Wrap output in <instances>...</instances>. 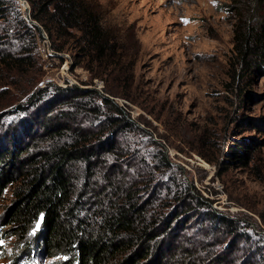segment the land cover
<instances>
[{
  "label": "trees",
  "instance_id": "16d2710c",
  "mask_svg": "<svg viewBox=\"0 0 264 264\" xmlns=\"http://www.w3.org/2000/svg\"><path fill=\"white\" fill-rule=\"evenodd\" d=\"M29 1L55 50H65L72 40L75 65L100 77L118 71L116 42L89 1ZM232 2L237 65L232 81L239 82L252 72L264 73V0ZM10 43L14 48L7 47ZM2 46L0 67L10 77L25 74L36 42L13 0H0ZM259 120L264 122V116ZM143 130L108 95L78 84L48 81L14 109L0 112V197L10 192L2 211L4 234L25 242L34 230L37 249L57 264H264L258 258L264 253L259 240L251 242L257 248L242 250L238 261L230 259L239 242L251 241L248 226L239 217L215 212L212 200L193 193V186L174 181L177 190L160 195L165 186L159 170L170 164L162 148L158 168L149 166L137 179L127 177L123 159L133 163L145 152L132 149L135 141L127 148L121 141ZM254 146L253 137L235 143L227 150L228 162L247 164ZM125 149L134 155L128 157ZM197 215L209 221L205 231L213 238L187 243L183 232Z\"/></svg>",
  "mask_w": 264,
  "mask_h": 264
},
{
  "label": "rangeland",
  "instance_id": "374dc122",
  "mask_svg": "<svg viewBox=\"0 0 264 264\" xmlns=\"http://www.w3.org/2000/svg\"><path fill=\"white\" fill-rule=\"evenodd\" d=\"M87 1L98 9L116 42L118 71L100 77L82 64L75 65V43L71 40L65 50H55L45 27L33 18L30 1L13 0L34 32L36 52L24 65L25 74L10 77L0 67V112L14 109L48 81L78 84L108 95L144 129L137 137L129 134L121 141L125 148L135 141L132 149L145 152L133 163L131 158L123 159L127 177L137 179L149 166L158 168L156 157L161 151L157 150L162 148L170 164L159 170L164 171L165 186L160 195L172 194L177 190L174 181L181 182L182 187L193 186V193L211 199L215 212L244 220L251 241L237 244L230 259L238 261L242 250L259 246L251 242H264V122H259L264 116V73L252 72L251 78L232 81L237 66L232 55L235 4L232 0ZM261 64L264 70V61ZM106 85L117 93L108 94ZM252 137L250 161L243 164L231 158L228 162L227 150ZM125 150L128 157L134 155L133 150ZM140 166L145 169L137 170ZM9 199V191L0 197V264H57L56 258L37 249L34 230L25 242L4 234L2 211ZM208 227L209 221L203 223L197 215L183 232L185 241H210ZM258 258L264 260V253Z\"/></svg>",
  "mask_w": 264,
  "mask_h": 264
},
{
  "label": "built area",
  "instance_id": "2783aa9c",
  "mask_svg": "<svg viewBox=\"0 0 264 264\" xmlns=\"http://www.w3.org/2000/svg\"><path fill=\"white\" fill-rule=\"evenodd\" d=\"M59 53H60V52H56V53H55L57 57L61 56V54H59ZM55 54H53V52H50V55H51V56H54Z\"/></svg>",
  "mask_w": 264,
  "mask_h": 264
},
{
  "label": "snow or ice",
  "instance_id": "6c2138e0",
  "mask_svg": "<svg viewBox=\"0 0 264 264\" xmlns=\"http://www.w3.org/2000/svg\"><path fill=\"white\" fill-rule=\"evenodd\" d=\"M39 225H37V227H38Z\"/></svg>",
  "mask_w": 264,
  "mask_h": 264
}]
</instances>
